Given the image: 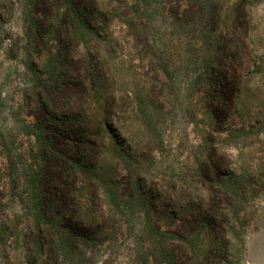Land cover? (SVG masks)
Here are the masks:
<instances>
[{
  "label": "rangeland",
  "instance_id": "obj_1",
  "mask_svg": "<svg viewBox=\"0 0 264 264\" xmlns=\"http://www.w3.org/2000/svg\"><path fill=\"white\" fill-rule=\"evenodd\" d=\"M124 6L121 0H0V264H64L31 256L35 181L51 197L55 222L92 238L80 244L91 256L83 264H145L158 244L157 228L186 263L194 245L211 248L205 213L189 198L203 171L212 180L207 185L229 186L240 197L235 227L227 226L233 263L264 264V0L247 31L256 43L244 59L240 105L234 91L219 114L212 106L225 107L226 100L208 79L225 76L231 63L215 62L207 36L192 27L181 31L160 0H151L141 9L150 34L168 49L171 68L164 72L132 42ZM72 25L86 36L69 40ZM97 45L109 49L114 69L100 68L107 51L88 57ZM136 98L147 103L152 127L137 125ZM137 178L145 201L130 190ZM114 187L129 202L122 207L125 222L88 221L87 210L108 212L105 189ZM228 204L224 199L223 210L232 215Z\"/></svg>",
  "mask_w": 264,
  "mask_h": 264
},
{
  "label": "trees",
  "instance_id": "obj_2",
  "mask_svg": "<svg viewBox=\"0 0 264 264\" xmlns=\"http://www.w3.org/2000/svg\"><path fill=\"white\" fill-rule=\"evenodd\" d=\"M53 1L62 3L64 0ZM121 1H125L124 7L126 8L125 16L127 17L128 35L131 37L132 42L136 44L140 53L142 54L144 52V55L148 57L152 63H155L158 68L164 72H170L171 62L169 60V54L166 52L168 49L160 47L159 44H157V40L150 34L148 23L144 20L141 9L142 3H148L151 0ZM229 1L230 0H160V7L163 13L169 15L175 27L184 32H187V29L192 27L198 34H202L203 40L207 36L206 40L211 48L214 61H222L225 64L231 63L230 66H226L230 72L226 74V71H224L226 74L225 76L222 73H218L217 75L211 73L212 78L208 79V86L212 87L215 92H220L221 99L226 100V102H224L225 107L213 104V113L215 114H219L223 110H228V107H230L228 103H231L234 91H236V93L240 92V95L237 94L234 101L237 102V100L241 99V93L243 91L239 89L238 86L242 83L241 76L243 75L242 73L245 67L244 59L245 56L254 49L256 43L253 37L251 41L250 38L248 40L249 36L246 37L248 34L247 31L253 20H255L257 5L261 2V0H235L233 5L228 7L227 3H229ZM44 2H51V0H44ZM67 10H72L80 20H83L81 12L73 9L72 5L69 3L67 4ZM67 14H69V12H67ZM81 25L84 26L83 23H81ZM72 30L73 34H68L70 36L69 40H72V38H84L86 36L78 25H72ZM229 41L230 52L224 55L225 57H219L218 55H220V52H224L223 45L227 44ZM95 51L98 53L107 51L105 54L106 59L100 58L102 60L100 63L101 69L106 66H108L109 69L110 67H113L112 69L115 68V64L109 62V59H111L109 49L107 50L101 45H97L95 48L87 49L89 54L88 57L94 60ZM97 57H101V54H98ZM230 59H232V61ZM263 60L264 57H262L260 61L262 62ZM85 65L88 70L91 63L87 61ZM262 72L264 77V71ZM87 73L90 74V70H88ZM96 94H98V92ZM135 100L136 102L138 101V103H136V110L134 108V113L138 121L137 125L143 126L144 128L152 127L150 123V111L145 107L147 103L142 99L137 100L136 98ZM99 101L105 109L111 107L110 102L102 101L101 99ZM237 104L240 105L239 102H237ZM236 109L238 111H243L241 106H237ZM249 111L250 110H247V112ZM117 150L120 152V155H124V150L121 148H117ZM263 162L264 160L260 162V167ZM213 169L215 173H217V165H213ZM200 179L201 180L197 182L196 186L190 185L189 198L190 202H194L198 209L205 213L203 226L207 227L209 234L212 236L211 248L203 249L194 245L190 248L191 254L189 261L183 263L175 256L169 244L171 236H169L166 231L157 228L154 231L156 234L154 237L158 240V244L152 248V260L147 258L145 264H159L163 262H165V264H234L230 257L234 236L227 226L232 229L235 225L236 218L239 217V212L236 210L240 201L239 194L229 186L223 189L219 186L207 185L208 181L212 180L204 171L201 172ZM134 182V188H130L132 194L138 191L141 200L145 201L146 197L142 192V185L139 178ZM157 184L159 185V183ZM34 187L38 194V208L36 212L37 223L35 231L37 235L34 238V248L33 250L32 248L30 249L32 250L30 251L32 253V258L37 260L44 257V261L45 257H48L47 261H52L51 263H58L62 260L64 264H83V260L85 261L87 259V263H91V256H87V251L81 248L80 244L85 241H90L92 238L79 232H68L65 228L63 229L62 226L58 225L55 222L54 216L51 214L52 209L49 205L51 197L45 198L42 196V186L39 182L35 181ZM159 188L158 186L155 192L157 195L163 197V192H161ZM105 192L104 202L108 208V212L105 214L98 210L92 213L87 210L88 213L84 214V217L92 223L100 221L103 224L108 218H110V221H113V223L117 221L125 222L123 219L125 212L122 207L128 206L129 202L119 199L120 193L118 188H106ZM170 196L169 194V197ZM224 199H226L230 207H233L232 215H228V213L223 210ZM147 215L149 216V213ZM113 223H111V225ZM231 224L233 226H231ZM175 237L184 241L188 239L180 235H176Z\"/></svg>",
  "mask_w": 264,
  "mask_h": 264
}]
</instances>
